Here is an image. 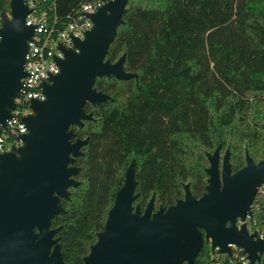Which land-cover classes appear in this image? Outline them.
I'll return each mask as SVG.
<instances>
[{
  "label": "trees",
  "instance_id": "obj_1",
  "mask_svg": "<svg viewBox=\"0 0 264 264\" xmlns=\"http://www.w3.org/2000/svg\"><path fill=\"white\" fill-rule=\"evenodd\" d=\"M0 0V12H9ZM54 0L60 21L85 2ZM122 23L106 57L124 54V69L136 77H96L93 86L111 98L86 102L92 117L71 125L87 142L75 158L79 171L63 211L51 219L61 225L63 260L82 257L103 228L124 171L135 160L133 205L143 208L152 194L155 207L205 190L207 153L229 150L232 171L264 158V0H128ZM248 227L264 233V190L252 203ZM203 240L193 264L220 261ZM255 264H264V253Z\"/></svg>",
  "mask_w": 264,
  "mask_h": 264
},
{
  "label": "water",
  "instance_id": "obj_2",
  "mask_svg": "<svg viewBox=\"0 0 264 264\" xmlns=\"http://www.w3.org/2000/svg\"><path fill=\"white\" fill-rule=\"evenodd\" d=\"M127 1H105L87 13L92 26L82 38L73 37L70 47L58 45L59 71L40 83L44 98L30 100L21 143L0 152V264H67L56 235L61 225L51 226V219L64 210L60 200L69 197L68 188L79 184L74 161L88 140H72L70 126H82L92 117L86 102L111 98L93 86L96 77L137 76L124 69V54L114 61L106 57ZM31 10L26 0H10L9 12H0V133L26 76L25 54L36 27L25 23ZM219 151L217 145L207 153V183L199 197L186 183L182 198L154 211L153 195L143 209L133 205L137 181L132 159L82 264H193L203 239L226 255L232 246L241 247L248 264H255L264 253V237L251 231L246 219L253 216L254 197L264 185V158L255 162L245 151L244 165L232 171L229 150L221 164Z\"/></svg>",
  "mask_w": 264,
  "mask_h": 264
},
{
  "label": "built area",
  "instance_id": "obj_3",
  "mask_svg": "<svg viewBox=\"0 0 264 264\" xmlns=\"http://www.w3.org/2000/svg\"><path fill=\"white\" fill-rule=\"evenodd\" d=\"M105 1L107 0L85 2L69 14L67 20L63 22L53 12L54 0H26L32 10L26 15L25 23L34 24L36 27L34 35L28 41V51L24 62L26 76L21 79L22 86L15 99L17 105L0 133V152L21 143L19 135L26 131L22 118L30 112V100L44 98L40 83L47 80L49 74L59 71L55 59L62 57V51L58 45L70 47L73 46V37L82 38L84 31L92 26L87 13L94 11ZM263 190L264 185H261L257 192L262 193ZM259 234L264 237V233ZM230 255L233 257L228 260L229 264H248L246 254L241 247L232 246ZM211 264H221V262L214 261Z\"/></svg>",
  "mask_w": 264,
  "mask_h": 264
},
{
  "label": "flooded vegetation",
  "instance_id": "obj_4",
  "mask_svg": "<svg viewBox=\"0 0 264 264\" xmlns=\"http://www.w3.org/2000/svg\"><path fill=\"white\" fill-rule=\"evenodd\" d=\"M152 195L154 196V194H152ZM152 195H151V196H152ZM181 198H182V197H181ZM149 199H150V198H149ZM147 202H148V201H147ZM146 204H147V203H146ZM172 204H173V203H172ZM145 206H146V205H145ZM145 206H144V207H145ZM160 206H162V205H159V206L155 207V205H154V201H153V211L156 210V209H158ZM144 207H143V208H144ZM165 207H166V206H165ZM143 208H141V209H143ZM201 231H202V230H201ZM203 240H205V239H203ZM207 241H208V240H207ZM94 242H95V241H94ZM84 256H85V255H84ZM84 256H83V257H84ZM83 257H82V263H83Z\"/></svg>",
  "mask_w": 264,
  "mask_h": 264
},
{
  "label": "rangeland",
  "instance_id": "obj_5",
  "mask_svg": "<svg viewBox=\"0 0 264 264\" xmlns=\"http://www.w3.org/2000/svg\"><path fill=\"white\" fill-rule=\"evenodd\" d=\"M220 164H221V161H220Z\"/></svg>",
  "mask_w": 264,
  "mask_h": 264
}]
</instances>
